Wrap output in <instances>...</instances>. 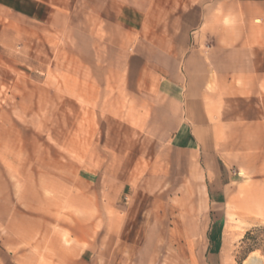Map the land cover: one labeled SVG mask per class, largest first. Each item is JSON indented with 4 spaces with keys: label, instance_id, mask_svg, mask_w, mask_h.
Here are the masks:
<instances>
[{
    "label": "rangeland",
    "instance_id": "obj_1",
    "mask_svg": "<svg viewBox=\"0 0 264 264\" xmlns=\"http://www.w3.org/2000/svg\"><path fill=\"white\" fill-rule=\"evenodd\" d=\"M61 11L0 8V264H264V174H204L153 128L131 40Z\"/></svg>",
    "mask_w": 264,
    "mask_h": 264
},
{
    "label": "crops",
    "instance_id": "obj_2",
    "mask_svg": "<svg viewBox=\"0 0 264 264\" xmlns=\"http://www.w3.org/2000/svg\"><path fill=\"white\" fill-rule=\"evenodd\" d=\"M68 7L131 40L132 59L156 80L153 128L179 153L219 179H230V168L264 174L261 152L243 154L264 150V0H0L37 23ZM256 96L257 108L247 105ZM213 111L221 114L214 121Z\"/></svg>",
    "mask_w": 264,
    "mask_h": 264
},
{
    "label": "bare ground",
    "instance_id": "obj_3",
    "mask_svg": "<svg viewBox=\"0 0 264 264\" xmlns=\"http://www.w3.org/2000/svg\"><path fill=\"white\" fill-rule=\"evenodd\" d=\"M243 264H263V261L256 253H252L244 260Z\"/></svg>",
    "mask_w": 264,
    "mask_h": 264
}]
</instances>
